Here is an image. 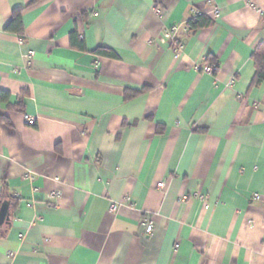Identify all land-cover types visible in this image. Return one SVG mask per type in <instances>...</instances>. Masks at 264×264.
<instances>
[{"label":"crops","instance_id":"1","mask_svg":"<svg viewBox=\"0 0 264 264\" xmlns=\"http://www.w3.org/2000/svg\"><path fill=\"white\" fill-rule=\"evenodd\" d=\"M262 44L264 0H0V264H264Z\"/></svg>","mask_w":264,"mask_h":264},{"label":"trees","instance_id":"2","mask_svg":"<svg viewBox=\"0 0 264 264\" xmlns=\"http://www.w3.org/2000/svg\"><path fill=\"white\" fill-rule=\"evenodd\" d=\"M21 19H22L21 9L14 10L13 19L7 25L6 30L20 34V35L23 34V26H22ZM213 24H214L213 20L204 14H199L197 16H194L192 19L188 21V26L191 30H199L201 28L208 27ZM97 53L99 55H103L107 57H116V54L112 50H109L106 48H99L97 50ZM253 57L256 63V67H257L253 82L257 83L260 80H264V44L260 45L255 50ZM214 67H215V72H216L217 66L214 65ZM9 99H10V94L5 91L0 90V110L2 108V105L5 102L9 101ZM0 118L3 119L7 124L11 125L10 120L6 116L2 115L1 113H0Z\"/></svg>","mask_w":264,"mask_h":264},{"label":"built area","instance_id":"3","mask_svg":"<svg viewBox=\"0 0 264 264\" xmlns=\"http://www.w3.org/2000/svg\"><path fill=\"white\" fill-rule=\"evenodd\" d=\"M213 17L214 18H218L221 14V9L219 7H216L213 9ZM200 13H196L195 16L199 15ZM178 30V28L174 29V32H176ZM184 46L183 44H178V46L176 47V57L179 56V54L181 53V51L183 50ZM195 68L201 72H207V73H211L213 74L215 72V67L212 64L207 63L206 59L203 63H197ZM25 121L27 124H34L36 121V118L34 116L31 115H25ZM159 187H163L164 186V182H159L158 183ZM116 206L113 205L112 209H115ZM153 231V222L150 220L149 222L146 223V233H152Z\"/></svg>","mask_w":264,"mask_h":264},{"label":"water","instance_id":"4","mask_svg":"<svg viewBox=\"0 0 264 264\" xmlns=\"http://www.w3.org/2000/svg\"><path fill=\"white\" fill-rule=\"evenodd\" d=\"M11 202L9 200H5L2 202L0 207V227L5 223H10L11 212H10Z\"/></svg>","mask_w":264,"mask_h":264}]
</instances>
